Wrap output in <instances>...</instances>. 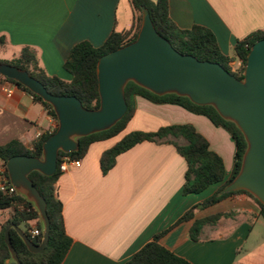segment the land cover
<instances>
[{
  "label": "crops",
  "instance_id": "crops-1",
  "mask_svg": "<svg viewBox=\"0 0 264 264\" xmlns=\"http://www.w3.org/2000/svg\"><path fill=\"white\" fill-rule=\"evenodd\" d=\"M169 12L181 29L194 25L210 29L221 51L230 57H235L238 41L264 31V0H169ZM134 20L128 0H0V37L8 42L1 58L11 53L4 60H12L30 46L48 74L70 81L72 75L64 64L75 45L89 41L101 47L113 31L130 30ZM232 66L240 68L241 61ZM183 124L193 125L207 138L211 149L223 158L227 177L231 175L236 144L225 129L179 105L137 97L135 115L123 135L92 144L81 167L70 166L57 182L66 230L73 240L63 264H126L193 208L196 219L236 214L204 226L199 241L191 238L193 221L183 222L161 239L163 246L193 264H264V235H254L264 221L257 217L259 206L237 195L204 207L222 184L185 195L188 164L175 146L141 143L103 173V153L127 134ZM55 127V120L30 94L19 88L12 96L0 93V146L18 140L32 149L43 133ZM9 218L8 210L0 211V229Z\"/></svg>",
  "mask_w": 264,
  "mask_h": 264
},
{
  "label": "trees",
  "instance_id": "trees-1",
  "mask_svg": "<svg viewBox=\"0 0 264 264\" xmlns=\"http://www.w3.org/2000/svg\"><path fill=\"white\" fill-rule=\"evenodd\" d=\"M134 11V24L130 30L113 31L105 44L95 47L89 41H83L75 45L65 64V70L72 75V80L67 81L58 76L50 75L41 64L37 51L30 47H23L19 56L12 60L1 58L8 50V42L5 36L0 37V63L9 64L28 71L32 77L40 81L47 90L56 96H75L81 100L88 110H96L100 107L99 80L97 65L101 57L133 43L138 38L142 27L143 10L150 11L153 23L160 35L168 39L173 47L182 54L191 55L200 61L219 63L231 74L239 79L244 78V72L251 47L259 40L264 39V31L256 32L250 37L238 41L235 46V57L225 55L219 46L215 34L201 25H194L191 29H181L170 17L169 0H128ZM241 61V66L234 69L232 64L236 60ZM0 77H2L0 75ZM7 80L15 84L22 91L30 94L34 101L41 104L48 114L55 120L56 127L52 132H45L35 142L32 149L26 148L20 141H13L5 146H0V158L7 168V162L15 156H31L42 158L45 141L58 129V118L51 104L45 102L40 96L34 94L28 88L18 84L12 79ZM142 97L156 104L179 105L186 110L207 117L215 126L225 129L236 144V156L233 171L227 177L223 158L211 149L210 143L193 125H169L160 128L156 132L134 131L123 137L115 146L106 150L101 157V167L104 174L111 171L117 158L144 142H166L175 146L178 152L185 158L188 164L184 194H201L211 186L222 184L220 189L207 201L204 207L217 204L225 199L237 195H245L252 199L260 209L257 216L264 220V204L247 191H236L220 195V192L230 184L240 173L244 154L248 144L244 134L238 126L225 120L213 106H200L189 98L176 94L159 96L153 92L130 82L126 87V99L128 112L110 130L96 133L79 139L80 149L75 153L60 154L58 170L54 176L48 177L40 172H33L30 178L47 202V213L50 219V239L46 247L39 253H32L18 232L11 230V239L17 250L22 264H63L73 240L68 235L64 218V204L57 193V182L62 176L60 166L64 158L82 160L87 155L92 144L107 141L120 135L132 120L136 112V98ZM180 139L187 141L186 145L179 143ZM8 173V170H7ZM8 210L10 218L0 229V264H5L11 257L10 249L6 244L5 232L10 224L25 227L29 238L40 244L44 238V227L40 213L33 203L19 194L5 195L0 192V211ZM196 208L186 212L172 227L157 234L152 241L139 250L126 264H193L187 259L178 256L161 244V239L173 228L183 222L193 221L191 238L199 241L204 226L218 223L223 218L233 217L236 212H225L212 215L203 219H196ZM38 230L39 235L33 236L31 231Z\"/></svg>",
  "mask_w": 264,
  "mask_h": 264
},
{
  "label": "water",
  "instance_id": "water-1",
  "mask_svg": "<svg viewBox=\"0 0 264 264\" xmlns=\"http://www.w3.org/2000/svg\"><path fill=\"white\" fill-rule=\"evenodd\" d=\"M100 107L86 109L75 96H56L28 71L0 63V75L25 86L52 105L58 129L44 143L42 158L15 156L8 160L10 181L19 195L34 204L44 227L42 243L33 242L25 230L10 224L5 240L11 257L5 264H22L12 239L15 229L32 253L41 252L50 239L47 202L30 178L33 172L51 177L58 170L61 152L80 149L79 139L110 130L128 112L126 87L130 82L164 96L187 97L200 106H213L242 131L248 147L238 176L221 192L247 191L264 204V39L256 42L248 55L244 78L239 79L222 65L200 61L177 51L159 34L150 11L143 10V21L136 41L100 58L97 65Z\"/></svg>",
  "mask_w": 264,
  "mask_h": 264
},
{
  "label": "built area",
  "instance_id": "built-area-1",
  "mask_svg": "<svg viewBox=\"0 0 264 264\" xmlns=\"http://www.w3.org/2000/svg\"><path fill=\"white\" fill-rule=\"evenodd\" d=\"M18 88L15 84L10 83L7 78L0 77V93H4L7 96H12L15 89ZM82 160H73L69 157L63 159L60 166L61 173H65L69 170L70 166L81 167ZM0 192L5 195L18 194L17 189L13 186L10 181L9 174L7 173V168L3 165V161L0 158ZM33 236H38L40 233L38 230L34 229L31 231Z\"/></svg>",
  "mask_w": 264,
  "mask_h": 264
},
{
  "label": "rangeland",
  "instance_id": "rangeland-1",
  "mask_svg": "<svg viewBox=\"0 0 264 264\" xmlns=\"http://www.w3.org/2000/svg\"><path fill=\"white\" fill-rule=\"evenodd\" d=\"M2 58H3V59H10V58H11V53H8V54H6V55H3ZM122 135H123V134H122ZM122 135H121V134H120V136L118 135V136H119L118 138H120ZM116 140H117V138L114 139V140L111 141V142L113 143V142H115ZM180 142H181V141H180ZM200 207H202V206L200 205ZM22 229L25 230V227H22ZM254 235H255V236H261V235H264V221L262 222L261 225H258V226H257V228H256V230H255V232H254Z\"/></svg>",
  "mask_w": 264,
  "mask_h": 264
}]
</instances>
